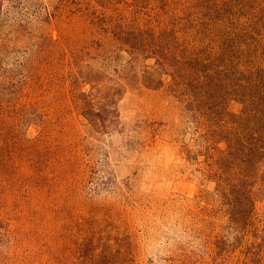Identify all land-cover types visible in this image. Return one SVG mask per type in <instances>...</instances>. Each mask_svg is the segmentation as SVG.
<instances>
[{"label":"rangeland","instance_id":"rangeland-1","mask_svg":"<svg viewBox=\"0 0 264 264\" xmlns=\"http://www.w3.org/2000/svg\"><path fill=\"white\" fill-rule=\"evenodd\" d=\"M0 264H264V0H0Z\"/></svg>","mask_w":264,"mask_h":264}]
</instances>
